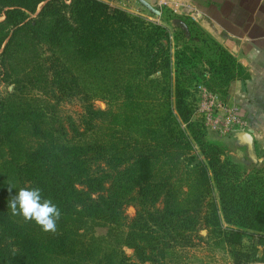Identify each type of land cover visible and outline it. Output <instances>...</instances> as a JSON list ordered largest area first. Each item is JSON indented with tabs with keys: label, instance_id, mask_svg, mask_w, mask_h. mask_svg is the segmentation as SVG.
Returning a JSON list of instances; mask_svg holds the SVG:
<instances>
[{
	"label": "trees",
	"instance_id": "1",
	"mask_svg": "<svg viewBox=\"0 0 264 264\" xmlns=\"http://www.w3.org/2000/svg\"><path fill=\"white\" fill-rule=\"evenodd\" d=\"M127 16L96 0H71L70 5L0 0V85L13 87L6 97L0 95V264H130L121 247L133 249L131 264H164L160 258L168 255L169 240L152 245L151 235L176 231L174 241L187 248L201 225L223 233L231 264L264 263L240 251L236 240L252 231L264 241V193L241 180L223 148L203 141L187 87L172 89L167 74L160 103H141V95H157L153 87L143 91V78L129 70V63L137 66L140 57L148 61L160 39L153 26L144 36L140 19V27L130 30ZM50 35L55 42L49 43ZM50 44L62 54L59 73L45 68L56 58L46 62L36 53L32 60L27 53V45ZM16 48L22 49L27 68L22 76L12 66ZM74 65L80 76L68 68ZM241 70L228 89L244 76ZM82 75L91 81V93L82 87ZM194 78L178 73L176 82L185 86ZM53 84L61 85L64 97L79 96L84 104L71 131L56 122L52 105L27 92ZM92 98L105 101L106 109L96 108ZM8 184L17 191L39 187L61 212L56 230L44 232L7 212L2 193ZM205 200L209 214L202 218ZM130 204L135 207L131 220L125 215ZM90 221L116 227L115 240L97 237ZM130 222L134 227L125 234Z\"/></svg>",
	"mask_w": 264,
	"mask_h": 264
},
{
	"label": "rangeland",
	"instance_id": "2",
	"mask_svg": "<svg viewBox=\"0 0 264 264\" xmlns=\"http://www.w3.org/2000/svg\"><path fill=\"white\" fill-rule=\"evenodd\" d=\"M63 1L66 5L71 4V0ZM96 1L105 3L110 0ZM127 1L128 0H116L113 1V3L119 5L120 7L116 8L124 11L128 15L125 19L130 30L135 26H139L140 22L136 19H140L143 22V24L140 23L141 27L139 26L142 34L146 36L150 31L149 27L153 26L158 28L156 34L160 39L154 44L153 52L151 53L152 56L148 58V61L145 60V58L140 57L137 66H134L133 63H129V70H136V72H138L143 78V91H146L145 87H153L152 90L156 92L157 95L156 97L141 95V103L143 105L151 101L160 103L158 95L160 94V89L162 87L165 88L167 74L170 75L172 89L177 86L187 87L189 92L188 101L192 109V120L201 125L204 133L203 141L223 148L225 150V155L238 167L241 180L250 183L251 187L255 189L257 193H264V153L257 154L256 152H253L251 155L243 157L240 161H236L231 155V152H233L231 146H229L230 144H227L228 142L226 141L231 135L223 136L213 133L204 126L201 119L196 118V115L194 116V110L197 107V104H200L202 100L199 87H202L210 94L216 95L219 99L227 101L228 85L232 79L240 76L242 73V67L236 62L232 55L218 44L214 38L206 33L205 29L200 26L198 19L183 12L175 3L164 2L150 6L143 0H133L135 1L136 8H134L132 12H129L123 10L121 7V4L126 3ZM41 5L37 8L36 14L40 12ZM49 38V43L55 42L51 35ZM61 41L62 39L60 38L58 42ZM145 45L146 42L142 43V46L145 47ZM27 47V53L29 52L28 55L30 56V59L33 60V56H35L36 53L38 54V57L41 55L42 61L46 60V62H52L53 58H56V61L46 64L45 68L51 71L56 70L58 71L57 73L61 71L57 66L60 63L57 58L62 54L60 49L53 48V44L47 45L45 48H37L29 45H27ZM71 48H75L74 43H72ZM50 55H54V57ZM165 55L168 56V64L165 61ZM23 57L22 49L16 48L13 57L15 63L12 64L15 75L22 76L24 74L23 71L27 69L24 63H22ZM35 60H37V58ZM32 64L33 62L31 65ZM68 68L74 74L77 75L78 73V76H80L76 65L68 66ZM151 73H153L151 77L145 80L146 75ZM178 73L181 78L186 74L193 75L195 77L194 81L182 86V84L176 82ZM82 79V87H84L88 93H91L94 88L91 81L86 75H82ZM55 86L53 84L51 87L54 89H52L45 85L44 88H38L39 90L37 91L28 89L27 92L29 93L33 91L31 94L36 95L39 100L43 101V104L47 102L49 105H52L57 118L55 119L56 122L60 121L59 123L63 124L67 131H71L69 126L70 123L79 125V115L83 112L82 106H84V104L79 96L69 99L64 97L59 88L61 85L56 84ZM12 88V86H9L6 83L1 84L0 95L6 97L7 94L12 91ZM49 92H54L55 97L53 98L51 95H48ZM91 101L96 108L100 110L106 109L105 101L99 98H92ZM53 121L54 119L52 122ZM247 131L248 129L245 131H239V133H247ZM2 170L3 169L0 168V173ZM0 189L1 191H4L2 186ZM11 191L13 192L7 191L2 193L5 200L9 201L12 196L16 195L17 187L14 186ZM11 193L13 194L11 195ZM214 196L216 199L217 193H214ZM207 201L209 200H205V203L203 204L204 208L201 210L202 218H204L205 214H209L205 205ZM125 215L129 220L133 219L135 217V207L130 204L125 210ZM89 223L94 227L95 235L100 239L103 237V239L112 242L115 240L118 231L113 225L99 221H90ZM131 224L132 223L130 222L127 227L124 228L125 234H129L130 229L134 227ZM222 227L226 228L227 225L223 224ZM144 232L147 233L146 231ZM148 234L150 233L148 232ZM176 234V231H171L170 234L155 233L151 235L152 245L158 241L167 242L169 240L168 244L165 245L168 246L170 243L167 250L168 255L164 259L160 258L164 264H231V260L227 255L229 244L225 241L223 233L220 230H217L215 226H199L196 230L198 238H194L196 240L191 244L192 247H178L177 243L174 241L177 237ZM245 234L247 235L236 239L239 243L238 248L240 251H245L251 255L258 256V259L264 262V241L261 238H258L259 236L252 231H246ZM121 251L125 257L128 259L130 258V260L132 259L130 264L134 262L133 249L121 247ZM104 252L106 255L110 254L109 250H107L109 253H106V251ZM96 253L97 252L95 251V254Z\"/></svg>",
	"mask_w": 264,
	"mask_h": 264
},
{
	"label": "crops",
	"instance_id": "3",
	"mask_svg": "<svg viewBox=\"0 0 264 264\" xmlns=\"http://www.w3.org/2000/svg\"><path fill=\"white\" fill-rule=\"evenodd\" d=\"M143 1L150 6L175 3L198 19L206 33L242 67L244 76L230 85L227 101L235 104L247 119L248 131L231 135L226 141L236 161L253 152L264 153V0ZM134 2L128 0L121 7L132 12L136 8Z\"/></svg>",
	"mask_w": 264,
	"mask_h": 264
},
{
	"label": "clouds",
	"instance_id": "4",
	"mask_svg": "<svg viewBox=\"0 0 264 264\" xmlns=\"http://www.w3.org/2000/svg\"><path fill=\"white\" fill-rule=\"evenodd\" d=\"M8 191L14 188L8 184ZM7 212L23 222H33L44 232H54L61 217L58 206L51 199L42 197L39 187L20 188L7 204Z\"/></svg>",
	"mask_w": 264,
	"mask_h": 264
},
{
	"label": "built area",
	"instance_id": "5",
	"mask_svg": "<svg viewBox=\"0 0 264 264\" xmlns=\"http://www.w3.org/2000/svg\"><path fill=\"white\" fill-rule=\"evenodd\" d=\"M113 1L116 0L105 3L114 7ZM199 90H201L202 100L200 104H197L194 116L196 115V118L201 119L207 129L223 136L234 135L239 131L248 129L247 119L241 116L240 110L235 104L219 99L202 87H199Z\"/></svg>",
	"mask_w": 264,
	"mask_h": 264
}]
</instances>
